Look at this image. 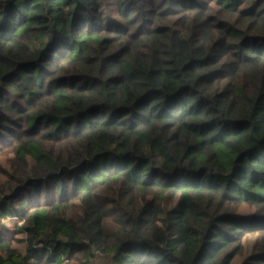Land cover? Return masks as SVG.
Returning <instances> with one entry per match:
<instances>
[{
	"label": "trees",
	"instance_id": "trees-1",
	"mask_svg": "<svg viewBox=\"0 0 264 264\" xmlns=\"http://www.w3.org/2000/svg\"><path fill=\"white\" fill-rule=\"evenodd\" d=\"M0 178V264H264V0H0Z\"/></svg>",
	"mask_w": 264,
	"mask_h": 264
},
{
	"label": "rangeland",
	"instance_id": "rangeland-1",
	"mask_svg": "<svg viewBox=\"0 0 264 264\" xmlns=\"http://www.w3.org/2000/svg\"><path fill=\"white\" fill-rule=\"evenodd\" d=\"M2 178H0V183L2 182ZM253 211L252 207L246 206V205H241L239 208L240 213H251ZM7 228L10 230L11 229V224H7ZM9 232V231H7ZM258 242V236L256 234H245L243 237V243H244V248L242 253L236 254L230 261V264H241L243 259L250 254L254 247L257 245ZM93 264H112L110 260H108L104 255L102 254H95L93 257Z\"/></svg>",
	"mask_w": 264,
	"mask_h": 264
}]
</instances>
